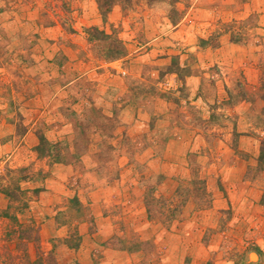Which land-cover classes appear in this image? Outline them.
I'll return each mask as SVG.
<instances>
[{
    "label": "rangeland",
    "instance_id": "obj_1",
    "mask_svg": "<svg viewBox=\"0 0 264 264\" xmlns=\"http://www.w3.org/2000/svg\"><path fill=\"white\" fill-rule=\"evenodd\" d=\"M34 11L39 20L55 15L62 26L54 76L53 66L38 67L35 60L42 50L36 45L48 34L33 28V22H42H14ZM261 45L264 0H0V264L102 263L98 252L84 260L70 250L79 246L81 224L89 223V232L95 229L88 206L94 189L80 175L89 169L97 175L95 190L111 188L125 170L119 153L132 156L143 148L130 135L124 137L125 145L112 146L123 120L118 113L123 99L113 101V117L105 116L102 107L86 103L92 101L91 91L101 92L93 85L92 73L107 71L108 75V69L119 71L134 92L126 102L130 110L155 98L173 105L166 104L168 110L150 122L158 137L155 148L163 157L167 156L165 137L187 125L181 108L196 95L213 109L246 100L249 107L241 108L246 110L241 114L243 122L255 127L254 131L243 128L255 141L245 144L239 135L246 133L236 132L238 114L216 109L208 114L189 106L190 124L205 132L207 143L196 144L197 150L182 156L179 185L170 196L159 189L164 180L160 172L149 177L146 162L128 163L145 190L147 219L155 224L140 235L141 240L132 223L125 226L120 220L125 236H117L114 243L136 252L132 264H264V213L253 206H231L221 177H215L223 166L216 137L230 133L236 155L248 163L246 179L263 187L264 203ZM255 58L263 74L258 85L246 79ZM228 64L236 70L224 76ZM97 67L99 71H92ZM75 79V85L61 90ZM226 83L228 96H221L218 103L216 95ZM41 137L48 141L45 155L39 152ZM172 150L165 164L170 165L176 152L185 151L177 146ZM69 165L72 176H65L62 186L55 184L54 173ZM209 179L223 190L222 200L228 201L216 212ZM192 221L197 224L189 225Z\"/></svg>",
    "mask_w": 264,
    "mask_h": 264
},
{
    "label": "crops",
    "instance_id": "obj_2",
    "mask_svg": "<svg viewBox=\"0 0 264 264\" xmlns=\"http://www.w3.org/2000/svg\"><path fill=\"white\" fill-rule=\"evenodd\" d=\"M37 15L38 13L34 11L33 15H29V17H25L22 15V17H16L14 19V22L24 24V21L26 20L25 23L29 24V21L33 22L35 20H39ZM39 22L42 23L40 25H36V23L33 22L35 24L33 28L41 29L48 35H46L43 40L38 41V45H36V47L37 49L42 48V50L40 51L39 55L36 57L35 60L37 62L38 67H44L47 65L49 67L53 66V68L51 69L52 76L53 74H55L54 72H56L54 71V67H56L57 52H59L60 50L58 31L60 32L62 26L60 25L55 15L52 14L47 15L44 19L40 17ZM263 47L264 45L260 46L261 49H263ZM51 50H53V53H50ZM222 50L224 51V47L220 48L221 52ZM47 54L48 56L46 57ZM258 60V58H255L252 61V64L247 69L248 72H244L249 75L246 77L249 83L256 85L261 82V76L263 75L259 72L260 69L258 66ZM233 61L234 59L231 60V62ZM261 61L263 63L264 59L262 58ZM57 65L59 66V64ZM231 65L232 64H228L224 68V76H226V74L230 76L233 74L234 70H236V66ZM102 67L105 68V66ZM99 68L100 67H97L92 71H99ZM108 73V75L107 71L103 74L92 73L95 75V81L93 82V85L94 87L97 86V90L100 87L99 90H101V92L91 91L90 95L92 97L90 96V98L92 101L90 102V100L88 99L86 103L102 107L103 114L105 116L113 117L115 115V110H113L115 103L113 101L115 99H119V101L124 100L123 105H120L121 107H119L118 109V113H120V117L123 118V120L120 123V127L118 126L117 128L118 137L115 142L112 143V146L116 147L118 145L120 147L125 145L124 137L126 135H130L135 136V138L133 137L132 142L135 145L141 146L143 148L135 152V154L132 156L131 154L126 153L125 151L119 153L118 160L119 162L124 164L125 170L121 172V175L117 180L116 184L111 185V188L109 186H106L95 190L94 187L97 186V175L94 172H91L89 169L86 170L85 174L80 175L81 177L88 178L87 180H85V184L90 183L89 189H94L93 191H95L91 192L93 193L92 195L94 197L89 198L88 205L91 210V218L93 219L95 229L92 232H89V223L81 224L78 229L80 237L79 246L77 248H71L70 250L73 251V256H78L80 259L84 260L89 259L93 252H98L99 254H101V264H132L134 261H131V259L134 257L136 252L130 251V248L119 247L114 243L117 236H125V230L122 231L119 228V226L121 225V223L119 222L124 221L125 226H128V224L132 223L134 225L133 232L136 234V237H138V235L139 237L140 235L142 236L143 232H145L146 234L149 228H154L153 225L155 223L147 219V214H145L146 206L144 204L145 190L144 188H140L138 174H134L133 170L131 169L133 166L128 165V163L131 161L146 162V169L147 174H149V177L160 172L164 176V180L159 186V189L165 195L170 196L174 193V191L177 189V186L179 185V179H177L179 178L178 173H180V171H178V163L183 161L182 156L186 155L189 151L193 152L197 150L196 144L201 143L202 141L204 143H207V138H209L205 134V132H202L198 127H194L195 125L190 124L192 123V117L190 116L189 106L193 105L198 111L207 112L208 114L214 113L215 109V112L217 113L221 112L234 115L238 114V118L240 119H238V121L235 123L236 132L238 131L243 133L245 131L243 128L247 127L250 128V130L254 131L255 127H253V124L249 122L244 125L241 114H245V109L249 107L246 103V100L242 101L241 105L235 104L234 107H230L227 109L225 107L221 108L220 106L213 109L208 106L200 96H193L194 101H191L187 105H185L187 103L186 101L182 102L181 104L185 105L181 108V112L187 114V117L185 118L188 122L187 125H185V127L180 128L176 127L177 131L179 132L173 130L175 134L173 133L172 137H165L166 140L164 143L167 149V156H170V152H173L172 149L175 146L182 147L183 149H185V151L183 153L180 152V154H177L178 152H176V155H173L174 159L172 158L170 162H168L170 163V165L165 164L168 161L167 156L163 157L162 155H159L157 153L155 146L157 147L158 145V137L156 133L151 129L150 122L154 118V115H161V113L164 112L166 109L168 110V108H174L173 105L170 104V102H164L160 98H155V100L150 99L145 101V104H136V107L134 106V109L130 110L132 106L130 107V105H127L126 102L130 100L127 99L128 97H134V92L126 84L127 80H125L118 74L119 71L115 72L113 71V69H108ZM76 80L78 79L69 81L63 87L61 86V90L64 88L68 89L69 86L75 85ZM222 85L224 90L219 89L220 91L216 95L217 97L215 96L217 98L218 103H220V100H223L228 96L227 90L225 89H229V85H227V83L226 85ZM222 92L225 94L223 95ZM221 96L223 97V99L221 98ZM188 100L190 101L191 99ZM130 104L135 105V102H132ZM163 104H165V106H163L164 108H159L157 106ZM166 104L169 105L168 108L166 107ZM244 107L245 109H241ZM189 127L191 128L187 129ZM144 133L146 134L147 138H144ZM244 133L246 134L239 135L240 141L245 144L255 142L250 132L248 133V131H246ZM222 138L221 135L216 137L219 142L217 146V151L219 153L217 155H221V161L223 162V166L221 168L220 175H215V177H221V182L224 187L223 189L228 195V200L231 202V206H236L237 204H241L242 206H245V208L253 206V208L264 213V206L263 204L261 205L263 187H259L251 180L246 179L248 163L245 162V160H242V158H240L238 155H236L237 152L234 150V146L232 145L234 143V137H232V134L227 133ZM246 150L248 151V149ZM64 168L58 169L60 170L59 172L55 170L56 172L54 173V176H52L53 181H55V184H59L62 186L66 177L70 178L72 176V172H74L73 167L69 165L65 166ZM51 171H53V169ZM57 173L58 175H61V181L55 178L58 176H56ZM48 182L49 181L46 180V183ZM212 182L213 180L209 179V192H212L213 196L215 197V200L213 202V212H216L227 207L228 201L227 199L222 200L224 196L223 190L220 191L219 188H215ZM99 196L101 198H99ZM114 205H118V207L115 208ZM117 210L121 211L119 216H112L111 214ZM194 224H197V222L192 221L191 223H189V225ZM126 232H129V227H127ZM162 233L163 232H161V234ZM171 234L174 235V232ZM185 234L187 235V237L190 235L189 231L185 232ZM196 234L197 239H200V237L202 236L201 232L198 231L196 232ZM140 238L142 240L143 237ZM186 239L189 240L188 238ZM93 255L95 256V254ZM116 258H120L121 260L117 261Z\"/></svg>",
    "mask_w": 264,
    "mask_h": 264
},
{
    "label": "trees",
    "instance_id": "obj_3",
    "mask_svg": "<svg viewBox=\"0 0 264 264\" xmlns=\"http://www.w3.org/2000/svg\"><path fill=\"white\" fill-rule=\"evenodd\" d=\"M40 144H41V146H40V150H39V152L41 153V155H45V153H46V149H45V147H46V145L48 144V141L46 140L45 137H41V139H40ZM263 204H264V203H263Z\"/></svg>",
    "mask_w": 264,
    "mask_h": 264
}]
</instances>
